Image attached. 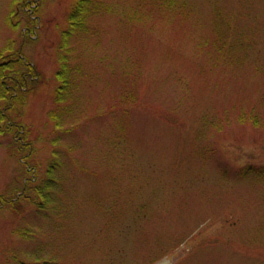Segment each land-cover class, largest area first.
<instances>
[{
	"label": "rangeland",
	"instance_id": "obj_1",
	"mask_svg": "<svg viewBox=\"0 0 264 264\" xmlns=\"http://www.w3.org/2000/svg\"><path fill=\"white\" fill-rule=\"evenodd\" d=\"M102 1L71 42L63 108L58 47L75 0H0V67L21 52L37 72L10 117L29 133L37 179L53 152L65 159L69 201L46 221L27 203L1 212L0 264L37 247L60 264H264V0ZM1 95L0 80V116ZM64 109L69 134L49 116ZM0 127L11 196L31 175ZM35 225L32 240L17 233Z\"/></svg>",
	"mask_w": 264,
	"mask_h": 264
},
{
	"label": "trees",
	"instance_id": "obj_2",
	"mask_svg": "<svg viewBox=\"0 0 264 264\" xmlns=\"http://www.w3.org/2000/svg\"><path fill=\"white\" fill-rule=\"evenodd\" d=\"M104 10H107V8L104 6L102 0H75L74 2L73 11L68 19L69 27L65 32H63L61 42L58 47L60 71L57 74V78L61 86L55 96V103L57 105H63V108H65L64 104L69 100L74 91L75 83H77L74 76H72L74 70V74L77 70L72 68L70 64L72 60L71 56L73 57L71 42L79 38L81 35L86 34L89 29L88 23L90 18L102 13ZM34 13L35 10L29 11V14H32L31 16H33ZM21 54V52L20 54H16L15 57H13V62H9L11 60L9 58L10 60L8 59V61L0 67L2 90L1 98H6L7 100L5 112L0 116V123L3 122L6 125L5 134L12 136L15 144L18 145L19 148L18 150L16 149V151L20 156L21 164L25 167L26 174L31 175V178L26 179V182L23 183L22 187L11 194V196L0 194V213L9 209L15 211L22 210V204L27 203L29 207H33L37 216L46 221L52 213L61 215L63 208L69 205V201L66 200L67 203H65L61 200V198H59L60 192H62L65 159L60 156L59 151L53 152V166H51V169L49 168L46 172L44 180L40 181L37 179V166L32 162V148H30L31 143L29 144L27 142V134L29 133L26 127L20 123L14 122V120L10 117L11 113L17 110V106L20 108L26 104L30 89L37 80L36 68L34 65L28 63ZM64 110V116H62V112L60 114L55 112L50 113L49 116L50 119L55 122L58 131L69 134L71 130L65 129V124L67 123L63 117L68 115L66 113V109ZM117 125L121 126L122 124L118 123ZM63 141L65 140L57 137V139L54 140L55 143H53L57 145ZM125 142L126 139L124 134L121 137L117 136L113 142L115 149L117 148V151L121 152L122 162L127 160L129 156L128 150L124 148ZM123 165L124 164H122V166ZM134 214H137L134 219L141 218L142 214L140 212ZM143 216L144 215H142V217ZM32 227L21 229L17 233L25 240H32L35 238L37 230L40 231V228H42L35 225L36 228L34 227L35 229L32 231V229H30ZM31 252L22 253L23 256L29 257L28 261H23L17 257H13L10 264H60L55 257L56 255H50L47 258L42 257L43 255L41 254H43L44 251L38 247L34 249L33 253Z\"/></svg>",
	"mask_w": 264,
	"mask_h": 264
},
{
	"label": "flooded vegetation",
	"instance_id": "obj_3",
	"mask_svg": "<svg viewBox=\"0 0 264 264\" xmlns=\"http://www.w3.org/2000/svg\"><path fill=\"white\" fill-rule=\"evenodd\" d=\"M10 59H11V60H10ZM10 59H9V60H10L9 62H13V59H12V58H10Z\"/></svg>",
	"mask_w": 264,
	"mask_h": 264
}]
</instances>
